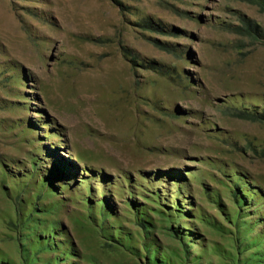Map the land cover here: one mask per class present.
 Segmentation results:
<instances>
[{
    "label": "rangeland",
    "instance_id": "obj_1",
    "mask_svg": "<svg viewBox=\"0 0 264 264\" xmlns=\"http://www.w3.org/2000/svg\"><path fill=\"white\" fill-rule=\"evenodd\" d=\"M263 111V0H0V259L71 264L74 244L75 264H148L144 250L109 246L87 219V183L41 198L59 206L38 228L22 223L42 192L26 175L34 161L47 165L44 143L78 178L110 175L123 215L126 176L183 170L204 245L187 257L159 228V244L180 255L174 264H264V198L240 210L221 170L245 172L264 193V120L244 117ZM55 228L57 242L35 240Z\"/></svg>",
    "mask_w": 264,
    "mask_h": 264
},
{
    "label": "trees",
    "instance_id": "obj_2",
    "mask_svg": "<svg viewBox=\"0 0 264 264\" xmlns=\"http://www.w3.org/2000/svg\"><path fill=\"white\" fill-rule=\"evenodd\" d=\"M151 24H153L151 21L147 22V25L152 27L153 25ZM249 24L255 31L259 30L257 24L251 22ZM244 117L264 120V111L256 114L252 113V115L246 114ZM39 126L37 122H32L31 124L32 128ZM42 149L43 153H45L43 154L45 155V159L43 160L48 166H42V164L41 166L46 167L47 172L40 173L39 170L43 169L42 167L38 168L37 166H40V164L34 161L36 171L26 175V178L31 179L35 177V180L40 177V182H42L40 189L42 192L36 193L35 201L27 204L30 207V211L22 213L21 221L23 224L30 225L33 223V226L38 228L40 224L46 222L41 217V214L52 212L59 206L58 201H53V204L47 207L46 204L41 203V198L44 199L46 196L55 199L66 190L70 191L74 189L77 191V188L87 183L89 194L83 195L80 198L81 202L87 208V219L94 224L109 246L123 248L137 255L141 252L140 250H144L148 264H174L176 263L175 255L178 257L180 255L169 247L159 244L158 230L162 227L167 228L172 233V236L179 241L187 257L202 255V250H199V252L194 250V247L202 248L204 245L202 243L204 234L197 232L196 227H194L197 219L201 220L202 217H193L195 214L193 211L194 202L189 191V180L183 170H169L165 172L168 175L167 177L142 176V182H138L131 176H126L125 181L122 180L119 183L122 191L120 197L125 206V213L123 215L120 213V209L116 207L114 195L108 193L111 190L106 186V182L109 181L110 175L95 173L96 176L93 175V177H88L87 174L85 179H82V177L78 178V167L77 169H73L69 157L55 156V147L50 148L48 145H44V143H42ZM221 170L224 173L223 175L228 177L227 182H223L222 184H225L229 188V192L240 210L252 208L255 198L258 196L264 198L263 190L252 182L245 172L239 169H235L234 171ZM97 178L99 182L97 186L93 187L92 182L97 180ZM209 187V185L206 186L207 194H209L207 189ZM95 190H99V193H101V196L98 198H96L97 192ZM211 196L215 198V202L220 207L223 205L222 197L219 193ZM97 204L99 205L97 207L98 211L95 210ZM186 216L188 218L190 216L191 220L182 222V219ZM122 219L133 223L138 227L139 231L133 232L128 229L125 223H121ZM241 220L243 222L246 221V219ZM160 223L162 226H159ZM54 230L44 232L42 235H36L35 240L41 242L44 239L54 238L56 239L55 242H57L59 237L56 235V228ZM31 235L32 233L28 234V236ZM62 236L61 240H66L64 239L65 233ZM138 243H141L142 246L137 245ZM71 245L73 248H71ZM71 245L69 252H65V254H68L72 258L71 264H75L73 260L79 258V254L76 253L74 244ZM0 264H10V262L7 259L1 258Z\"/></svg>",
    "mask_w": 264,
    "mask_h": 264
}]
</instances>
